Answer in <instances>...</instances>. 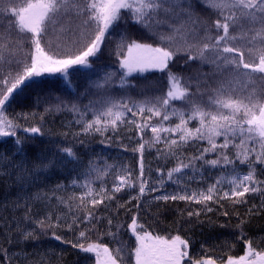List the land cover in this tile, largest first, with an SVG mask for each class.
<instances>
[{
    "label": "snow or ice",
    "instance_id": "snow-or-ice-1",
    "mask_svg": "<svg viewBox=\"0 0 264 264\" xmlns=\"http://www.w3.org/2000/svg\"><path fill=\"white\" fill-rule=\"evenodd\" d=\"M130 26H138L143 34L137 37L130 32ZM145 36L151 42H145ZM102 48L116 58L118 68L102 70L97 80L90 81L85 92L95 89L98 98L83 109L61 101L45 112L66 109L76 113V123L84 134L104 136L121 126L135 127L141 142L133 151L141 154L140 170L135 178L127 169L116 174L109 191L103 184L94 187L90 177L94 173L95 180H102L113 166L100 168L90 162L83 173L86 178L71 181L84 191L67 199L56 197L70 212L77 213L71 223L64 220V226L71 230L74 224L86 225L79 231L81 242L72 246L92 254L94 264H126L129 257L134 258V264H217L216 259L206 255H190V241L179 234L149 231L139 222L138 212L126 226L134 245L121 239L125 226L113 225L111 219L105 235L117 246L109 247L101 239L92 241L89 232H94L102 219L96 214L99 206L107 208L115 194L125 189H138L137 196L131 199L139 201L146 191H160L171 181L180 190L154 199L202 205L205 212L213 210L210 204L225 200L246 203L247 194L264 193V180L258 178L256 170V165L264 168V0H0V143H6L5 138L13 140L11 156L0 151V170H13L4 174L15 176L21 195L11 201V206L24 208L22 216H13L10 221L0 217L5 220L0 225L3 239L16 245L37 240L38 228L43 234L51 230L55 240H62L54 229L61 227L63 218L56 216L54 220L49 212L43 219H34L29 201L47 197L27 196L23 187L49 169L79 162L71 146H56L51 156L42 154L33 160L25 144L45 135L42 126L22 125L17 118L9 117L7 109L35 78L56 73L64 77L86 75L80 69H93ZM178 58L183 59L191 75L172 70L170 65ZM193 63L198 67L193 69ZM204 65H210L211 71L204 72ZM149 71L165 74L163 86L157 89L160 94L146 95L139 101L112 94L115 84L125 88L129 84L127 77ZM250 84L257 87L249 89ZM175 101H181L183 107H177ZM34 115L20 113L18 117L27 120ZM21 131L30 135L22 138L18 135ZM146 131L151 133L148 139ZM189 145L197 146V154L184 153ZM146 146L156 147L158 155L175 160L167 172L156 170L159 176L151 188L150 178L144 174ZM211 154L214 158H208ZM237 161L247 165L246 173L239 171ZM205 166L221 172L205 188L192 189L189 182L196 177L189 172L200 174L203 180ZM63 188L58 184L53 194ZM136 207L139 209V202ZM0 208L7 210L8 204ZM187 215L199 217L200 210ZM223 215L228 216V212ZM244 223L241 220L236 225L245 245L244 253L220 257L223 264H264V249L254 247L246 237ZM0 252L7 254L8 250L0 246ZM24 258L28 260L27 253Z\"/></svg>",
    "mask_w": 264,
    "mask_h": 264
},
{
    "label": "trees",
    "instance_id": "trees-1",
    "mask_svg": "<svg viewBox=\"0 0 264 264\" xmlns=\"http://www.w3.org/2000/svg\"><path fill=\"white\" fill-rule=\"evenodd\" d=\"M129 30L137 37L143 34V30L139 29L138 26H130ZM145 42H151V40H148L145 36ZM115 60L114 56H111L107 50L102 48V54L98 60H95L93 69H80V72L86 73V75L77 74L64 77L62 74L56 73L35 78V82L26 88L23 95L7 109V113L11 117L17 118L20 124L25 126L39 124L42 126V130L46 131L44 136L26 141L25 151L29 157L35 160L42 154L51 156L56 146H71L77 153L79 162L68 165L79 173L78 175L82 180L86 178L83 173L87 171L90 162L100 168H104L106 165L113 166L109 174L102 180H95L94 173L90 177L94 180V187L99 188L103 184L109 191H111L115 182V175L122 170H129L133 178L139 175L140 153L133 151L141 142L136 128L130 125L121 126L116 132H108L104 136L93 134L90 141L79 143L78 140H80L81 134L76 135V133H80L81 125L76 123L77 114L66 109L46 113L45 109L61 101L68 106L73 103L78 104L82 109L89 104L90 100L97 99V95L94 94L95 89L89 92H85V89L89 87L90 81L97 80L103 74L102 70H116L118 65ZM170 67L174 72L191 75V70L183 63V59L178 58L174 65H170ZM196 67H198V64L193 63L192 68L195 69ZM203 71H211V66L204 65ZM71 72L72 70H70ZM165 79V74L158 71L134 73L132 76L127 77L129 82L127 87L120 88L119 84H115L112 94L116 97L139 101L144 99L146 95L160 94L157 89L163 86ZM68 81H71L70 85ZM248 87L252 89L257 85L250 84ZM174 103L177 107H183L181 101H175ZM20 113H34L35 115L24 120L18 117ZM40 116H43L42 121ZM65 133L67 136L64 135ZM18 135L24 138L30 134L21 131L18 132ZM150 135L151 133L146 131L145 139H148ZM10 141L11 152L9 154L11 156L13 150L12 138ZM101 141L104 142L101 143ZM97 143L99 144L97 145ZM81 144L85 146L81 147ZM160 146L162 145L157 147ZM145 149L155 153L159 158L165 159L163 156L158 155L156 147L148 148L146 146ZM192 152L195 154L192 149L185 154L193 155ZM14 159H18V157ZM165 160L168 163L163 169H170L175 165L173 158ZM143 164L145 177L150 178V181L152 175L147 174L144 159ZM260 168H256L257 176L259 179L264 180V168ZM62 170L63 168L59 167L46 171L38 177L32 178L31 182L25 183V187H23V194L27 196L35 197L40 194L42 197H47V199H32L29 201L28 206L31 208L32 216L38 215V219H43L47 213L51 212L54 220L56 216L63 218L61 227L54 229L56 235L61 236L62 240H55L51 230L47 234H43L36 228L37 240L27 243L21 241L19 245L9 244L3 239V229H0V246L8 250L7 254L0 252V264H41V262L42 264H81L80 259L83 252L78 248H74L72 244L81 242L78 239L79 231L83 230L86 225L79 224L77 226L74 224L71 230L64 226V220L71 223L72 218L77 213L74 210L70 212L69 207L59 203L56 197L67 199L71 195L81 194L84 189L72 185L71 175H67L69 169ZM246 170L248 171V169ZM58 184L63 185L64 188L56 190L53 194V190L56 189ZM11 189L16 192L11 193L12 196L7 199L9 191H12ZM137 192L138 189H125L120 193H116L113 201L106 202L108 203L107 208L103 205L99 206L96 214L102 219L96 224L95 231L89 232L92 241L101 239L104 243H113L105 235L108 231V219L112 220L113 225L122 224L126 227L131 222V217L136 214L133 207L146 196L145 193L143 197L139 198V201L131 199L137 196ZM19 195H21V191L16 182L0 176V205L8 204L7 210L3 209L5 214L0 217H4L9 221L13 216L19 217V213L17 215L18 210L12 208L10 204ZM244 199L246 203L233 204L225 200L220 204H210L209 206L213 209L211 212H205L202 205L189 204L185 201L165 202L158 200L152 203L147 201L150 204L143 207V209L141 207L144 205L139 204L141 210L139 213L142 224L149 231L163 235L186 232L189 236L193 234L195 238L201 239L191 249V253L195 254L197 258L205 255L216 258H226L228 255L238 257L245 250V245L239 238L240 229L236 227L241 220L245 221L243 230L246 237L253 241V246L264 249V193H249ZM69 203L73 202L70 201ZM195 210H200V216L189 218L187 213ZM225 211L228 212V216L223 215ZM22 213L24 214V208ZM4 222V219H0L1 225ZM31 227L35 228L34 225ZM113 228L115 229V227ZM120 236L129 245H134V237L130 233L121 231ZM64 241H70L71 243H65ZM25 253L28 254V260L24 258ZM218 262L222 263L223 261L220 259ZM132 263H134V260ZM91 264H94V260Z\"/></svg>",
    "mask_w": 264,
    "mask_h": 264
},
{
    "label": "rangeland",
    "instance_id": "rangeland-1",
    "mask_svg": "<svg viewBox=\"0 0 264 264\" xmlns=\"http://www.w3.org/2000/svg\"><path fill=\"white\" fill-rule=\"evenodd\" d=\"M9 117H11V116L9 115ZM88 118L89 119L91 118V113H89ZM73 119H75V118L73 117ZM172 119H173V121L178 122L175 117H173ZM195 123L196 122L193 121L192 125H194ZM192 125H190V126H192ZM44 132L46 134V131H44ZM109 132H111V131H109ZM80 134H81V137H80V140H78L79 143H80V141H83V143L87 142V141H90L92 139V136H93V134H83L81 131H80ZM5 139L7 140L6 143H0V151H3L7 155L10 156L9 153L11 152L10 151V143H11L10 140H11V138H5ZM98 144L99 143H97V145ZM202 144H203V146H206V142H202ZM84 146H85L84 144H81V147H84ZM160 147H162V146H160ZM191 149L195 152V154H197V146H195V145H189V146L185 147L184 153H186L188 151L190 152ZM192 154L195 155L193 152H192ZM208 158H214V154H211ZM139 159H141V154L139 156ZM143 159H144V163L146 165L147 174L150 173L152 175V178L149 181V188H151V187H153L152 185H154V182L158 179V176H159V173L156 170L157 169H162L164 172H167V170L169 168L163 169V167H165L167 165L168 161H166L163 158H159L155 153H152L151 151H148L146 149H145V151L143 153ZM197 166H199V162H197ZM237 167H238L239 171L245 172V173L247 172V170H246V169H248L247 165H240L239 161H237ZM257 167L260 168L261 165H256V168ZM61 168H63L62 171H64V169H66V168L69 169V172H68L67 175H71V177H70L71 181L73 179H77L79 181H83L82 178L78 175L79 173H77L72 166L67 165V167H61ZM260 169H263V168H260ZM49 170H51V169H49ZM12 171H13L12 169H7V168H4V169L0 170L1 178L7 177L8 179L16 182L14 175H12L10 177L9 175H5L4 174L5 172L11 173ZM220 172H221V169H218V168L217 169H213V168H209V167L205 166V168L203 170V177H204L203 180L200 179V174L189 172L190 176H195L196 177V179L194 181H190L189 182L190 187L192 189L205 188L207 184L214 182L215 178L220 174ZM76 186L80 187L79 185H76ZM179 190H180L179 186H177L176 184H173L171 181H168L164 185V187L161 188L160 191H156V192L146 191V196L142 199L141 202H139V204L144 205V206L141 207V209H143V207L147 206L148 204H150V203H152L154 201H158V200L154 199L155 197L160 196L162 194L173 193V192H176V191H179ZM15 192H16L15 190L9 191V195L7 196V199H9V197L12 196L11 193H15ZM147 201H149L150 203H148ZM17 210H18L17 211V215L19 213V217L22 216L23 215V213H22L23 208L21 207V208H18ZM133 210H134L135 213L138 212V220L142 224L141 216H140V213H139V212H141L140 206H139V209H137V207L134 206ZM0 211H1L0 216L5 214V211L3 210V208H0ZM33 218L34 219H38L39 216L38 215L37 216L34 215ZM130 221H131V219H130ZM0 229H2V228H0ZM112 231H115V229L113 228ZM122 231L128 232L126 230V227ZM128 233H130V232H128ZM176 234H179V233H176ZM161 235H163V234H161ZM179 235H181L183 238H186V239H188L190 241V245H191L190 255H195V254L191 253V249H192V247L195 246V244L200 242L201 239L195 238L193 234H191L189 236V235L186 234V232H184L183 234L180 233ZM107 244L109 245V247L117 246L114 243H110V244L107 243ZM211 258L216 259L217 264H223V262L222 263L218 262V261H220V258H216V257H212V256H211ZM93 260H94V257H92V254L83 253L82 256H81V259H80V263L81 264H91L93 262ZM133 260H134V258L129 257L127 259V261H126V264H134V263H132Z\"/></svg>",
    "mask_w": 264,
    "mask_h": 264
}]
</instances>
